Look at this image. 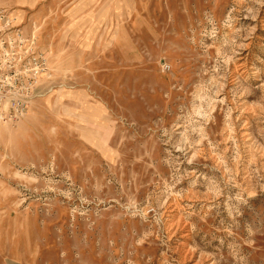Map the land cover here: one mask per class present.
<instances>
[{
    "label": "rangeland",
    "instance_id": "obj_1",
    "mask_svg": "<svg viewBox=\"0 0 264 264\" xmlns=\"http://www.w3.org/2000/svg\"><path fill=\"white\" fill-rule=\"evenodd\" d=\"M1 41L0 264H264V0H0Z\"/></svg>",
    "mask_w": 264,
    "mask_h": 264
},
{
    "label": "built area",
    "instance_id": "obj_2",
    "mask_svg": "<svg viewBox=\"0 0 264 264\" xmlns=\"http://www.w3.org/2000/svg\"><path fill=\"white\" fill-rule=\"evenodd\" d=\"M18 36H20V35H18ZM16 38H18V37H16ZM0 44H2V45H0V48L4 47L3 41H1ZM33 50H34L33 45H29L27 47V52L31 53L28 56L29 59L27 62V64H28L27 66H28V70H29L30 75H31L30 76L31 79L36 80L40 73H42L44 70L48 69V67H47L48 59L44 54H37L36 55ZM20 116H22V115H20Z\"/></svg>",
    "mask_w": 264,
    "mask_h": 264
}]
</instances>
